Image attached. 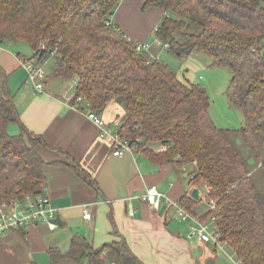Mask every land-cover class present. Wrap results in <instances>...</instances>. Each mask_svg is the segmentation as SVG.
Returning a JSON list of instances; mask_svg holds the SVG:
<instances>
[{"label": "trees", "instance_id": "16d2710c", "mask_svg": "<svg viewBox=\"0 0 264 264\" xmlns=\"http://www.w3.org/2000/svg\"><path fill=\"white\" fill-rule=\"evenodd\" d=\"M120 1L0 0V49L24 43L33 51L26 59L51 60L48 78L76 80L74 100L97 115L114 100L127 116L121 135L156 162L193 165L189 184L209 199L200 219H215L219 240L241 264H264V0H145L141 7L164 14L154 37L168 53H201L209 67L231 72L226 98L242 114L237 130L214 125L202 86L135 51L111 22ZM11 124L18 134L8 133ZM42 143L19 123L0 71V205L42 195ZM195 203L179 201L191 213ZM48 255L50 264H142L122 242L94 250L80 236L66 253L51 247Z\"/></svg>", "mask_w": 264, "mask_h": 264}, {"label": "crops", "instance_id": "0c3cea01", "mask_svg": "<svg viewBox=\"0 0 264 264\" xmlns=\"http://www.w3.org/2000/svg\"><path fill=\"white\" fill-rule=\"evenodd\" d=\"M144 1L121 0L111 22L135 44H148L146 53L157 59L156 55L166 49L154 37L164 14L156 8L142 10L148 12V21L140 23ZM32 55L29 47L0 49V71L6 76L19 123L42 138L43 143L36 147L45 163V182L39 197L48 198L50 207L56 210V228L49 231L38 224L1 235L0 264H50L48 249L66 253L73 236L82 237L94 250L122 242L142 264H216L219 250L211 244L189 240L187 224L175 217L172 207L154 210L141 199L151 186L171 203L191 198L196 187L189 184L193 165L159 163L140 151L112 156L109 141L99 137V129L87 118L88 108L74 100L76 80L48 78L49 67L41 92L27 82L20 59ZM47 64L51 66L52 61L46 60L44 65ZM100 116L113 130L127 118L114 100L107 103ZM14 125L16 134L20 130L19 125L11 124V135H16ZM150 148L157 153L164 151L159 146ZM196 188L200 198L194 200L197 203L192 214L200 216L204 213L197 210L202 193L201 188ZM85 209L90 212L89 220L82 218ZM220 253L230 264V252ZM60 264L70 263L62 260Z\"/></svg>", "mask_w": 264, "mask_h": 264}, {"label": "built area", "instance_id": "2783aa9c", "mask_svg": "<svg viewBox=\"0 0 264 264\" xmlns=\"http://www.w3.org/2000/svg\"><path fill=\"white\" fill-rule=\"evenodd\" d=\"M264 6V3H263ZM167 48L166 45H164ZM148 44H136L135 51L147 52ZM55 52V51H54ZM53 52V54H54ZM20 66L26 73V80L32 88L41 92L46 80L44 64L36 56L32 59L20 60ZM75 102H82L81 98H77ZM87 118L95 124L99 129V137L109 141L111 155L120 157L127 152L137 151V146L131 144L125 139L119 129H111L105 123L100 115L88 110ZM141 199L146 202L154 210H158L161 206L170 208L175 211V217L188 226L189 240H198L202 243L211 244L220 252H224L225 243L219 240V236L214 227L215 219L211 217L209 220L202 221L200 216H196L183 208L179 203H171L161 194L155 186L148 187ZM214 209V203L210 201V210ZM133 211L130 212L132 216ZM56 210L50 207L49 200L46 197L24 196L22 199H13L0 205V236L11 231L24 230L30 226L43 224L49 231L56 228L54 222ZM89 210L85 209L82 218L90 219ZM225 254V253H224ZM230 264H241L234 255H227Z\"/></svg>", "mask_w": 264, "mask_h": 264}, {"label": "rangeland", "instance_id": "374dc122", "mask_svg": "<svg viewBox=\"0 0 264 264\" xmlns=\"http://www.w3.org/2000/svg\"><path fill=\"white\" fill-rule=\"evenodd\" d=\"M140 13H143L142 10H140ZM140 13L139 16L142 18L140 23H146L148 21V12L143 14ZM17 48H25V50H27L28 46L24 43H20L15 44L10 49L15 51ZM156 57L174 70L180 81H187L190 84L200 85L206 90L210 104L208 113L217 128L237 130L242 126V114L237 109L231 108L226 98V89L231 78V72L228 69L209 67L210 60L201 53H193L187 58H178L168 53L166 49H163ZM42 63L46 64V60ZM49 67V64L44 65L45 73L48 72ZM15 130L16 132L14 134L17 133L16 126ZM10 132H12L11 129ZM165 150H167L166 147L164 148V151ZM199 188H201L202 201L197 210L199 212H205L208 210L209 199L206 196L205 189L201 186ZM223 248L230 252L227 246H223ZM220 255L221 253L219 251L217 253L218 261H216V264H226L225 260Z\"/></svg>", "mask_w": 264, "mask_h": 264}, {"label": "water", "instance_id": "95a60500", "mask_svg": "<svg viewBox=\"0 0 264 264\" xmlns=\"http://www.w3.org/2000/svg\"><path fill=\"white\" fill-rule=\"evenodd\" d=\"M190 197L193 200H198L200 198V192L196 187L192 189V191L190 193Z\"/></svg>", "mask_w": 264, "mask_h": 264}]
</instances>
